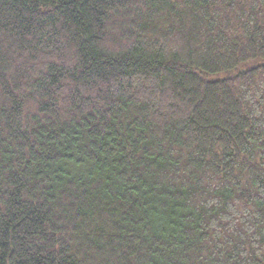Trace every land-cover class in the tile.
Returning a JSON list of instances; mask_svg holds the SVG:
<instances>
[{"label": "trees", "instance_id": "16d2710c", "mask_svg": "<svg viewBox=\"0 0 264 264\" xmlns=\"http://www.w3.org/2000/svg\"><path fill=\"white\" fill-rule=\"evenodd\" d=\"M0 264H264V0H0Z\"/></svg>", "mask_w": 264, "mask_h": 264}]
</instances>
